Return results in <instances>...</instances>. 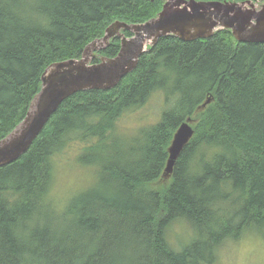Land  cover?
I'll return each instance as SVG.
<instances>
[{"label": "trees", "instance_id": "obj_1", "mask_svg": "<svg viewBox=\"0 0 264 264\" xmlns=\"http://www.w3.org/2000/svg\"><path fill=\"white\" fill-rule=\"evenodd\" d=\"M163 2L0 0V139L49 64L81 58L114 20L145 22ZM119 48L115 36L97 54ZM156 91L168 105L159 120L120 132L123 114ZM188 118L192 137L166 180L167 148ZM69 144L93 184L53 202L54 157ZM175 224L188 239L169 240ZM245 232L264 236V43L229 29L158 38L114 87L66 98L29 149L0 167V264H212Z\"/></svg>", "mask_w": 264, "mask_h": 264}, {"label": "water", "instance_id": "obj_2", "mask_svg": "<svg viewBox=\"0 0 264 264\" xmlns=\"http://www.w3.org/2000/svg\"><path fill=\"white\" fill-rule=\"evenodd\" d=\"M252 1L231 4L226 8V12L220 15L222 7L209 2L167 0L163 4L162 12L143 24L130 26L122 22L109 24L101 38L103 42L89 43L80 59L54 62L46 67L41 75V89L30 101L23 121L0 141V167L19 159L29 149L41 127L48 122L66 98L83 89L108 90L114 87L125 73L130 72L135 60L147 50L145 45L152 46L161 35L174 33L182 40L204 39L213 34L214 26L221 24L240 40L264 41V4L256 10ZM244 4L249 5L250 9L243 11ZM212 8L214 9L211 10ZM228 11L235 13L236 16H228ZM241 12L243 16L238 15ZM120 28L131 30L133 35L126 38L119 32ZM114 36L121 39L118 56L101 57L99 63L89 64L90 59L87 62L86 56H93L92 51L107 45L109 39ZM192 134L193 130L188 122L180 124L169 147L165 169L167 173L171 172L176 157Z\"/></svg>", "mask_w": 264, "mask_h": 264}, {"label": "rangeland", "instance_id": "obj_3", "mask_svg": "<svg viewBox=\"0 0 264 264\" xmlns=\"http://www.w3.org/2000/svg\"><path fill=\"white\" fill-rule=\"evenodd\" d=\"M262 3H264V0H256L254 7L259 9ZM242 9L245 10V8ZM98 45L101 46L100 44ZM86 57L90 59V55ZM167 106L163 94L160 91H156L143 105L136 109L126 111L118 121V126H116V128L120 130V132H130V136L136 135L140 128L157 122L161 113ZM76 155L77 150L72 144H69L60 154L54 157V177L50 195L53 202H55V200L66 201L78 190H86L93 184L90 175H92V177H94V175L89 173L86 168L80 167L76 163ZM165 179L169 180L170 176ZM189 234H191V232L186 225L175 224L172 226V230L169 233V240L172 243H176L177 241L188 239ZM260 237L264 238V236ZM240 239L237 241L227 240L219 248L224 250L231 264H240L241 261H244L245 264H258V262L254 260V257L259 254L258 249H237L233 247ZM212 264H217V255L215 262Z\"/></svg>", "mask_w": 264, "mask_h": 264}, {"label": "bare ground", "instance_id": "obj_4", "mask_svg": "<svg viewBox=\"0 0 264 264\" xmlns=\"http://www.w3.org/2000/svg\"><path fill=\"white\" fill-rule=\"evenodd\" d=\"M167 0H164V2H163V4L166 2ZM187 1V0H186ZM194 1H196V0H194ZM245 0H241V2L240 3H238V2H230V3H228V1H219V2H217V1H210L209 3H212V4H214V5H219L220 7H222L221 8V11H219V13H220V15H222V14H224L225 12H226V8L227 7H229V5H231V4H241L242 2H244ZM255 1L256 0H253L252 2H253V6H254V4H255ZM163 4H162V6H161V9L159 10V12L157 13V15H159V13H161L162 12V10H163ZM264 3H262V5H263ZM261 5V6H262ZM261 6H260V8H261ZM246 7H248V8H246ZM242 8H245V10L246 9H250V6L249 5H247V4H244V6L242 7ZM259 8V9H260ZM214 8H212L211 10H213ZM254 9H256L255 7H254ZM259 9H256V10H259ZM243 10V9H242ZM245 10H243V11H245ZM188 11H190L189 9H188ZM157 15L155 16V17H157ZM219 15V16H220ZM227 15L228 16H230V17H233V16H236V14L235 13H233V12H231V11H228L227 12ZM239 16H243V12H241V13H239L238 14ZM155 17H152V18H150V19H153V18H155ZM149 19V20H150ZM148 21V20H147ZM114 22H122V23H124L125 25H127V26H130L131 24H143V23H145V22H142V23H131V24H129V23H126V22H124V21H120V20H114L112 23H110V24H113ZM200 24L202 25V22H200ZM220 28H223V29H225V27L223 26V25H221V24H218V25H216V26H214L213 28H212V30L215 32L217 29H220ZM106 29V28H105ZM122 30H127V31H131V30H128V29H126V28H120L119 29V32H122ZM230 30V29H229ZM231 31V30H230ZM213 32V33H214ZM132 33V32H131ZM232 33V32H231ZM104 34H105V30H104ZM122 34L124 35V33L122 32ZM133 35V33L130 35V36H125L126 38H129V37H131ZM167 35H174L175 36V34L174 33H167V34H164V35H161V36H159L158 38H160V37H162V36H167ZM233 35V34H232ZM104 36V35H103ZM102 36V37H103ZM101 37V38H102ZM115 37V36H114ZM236 40H238V41H241V42H251V43H264V41H261V42H255V41H244V40H240V39H238V38H236L235 36H233ZM101 38H98V39H95V40H93V41H95V42H98V43H102L103 42V40L101 39ZM113 38V37H112ZM158 38L156 39V41L158 40ZM111 39V38H110ZM110 39H109V41H110ZM119 39H120V37H119ZM121 40V39H120ZM182 40V39H181ZM192 40H194V39H192ZM156 41L152 44V45H154L155 43H156ZM92 42V41H91ZM91 42H89V43H91ZM89 43L88 44H86L85 46H84V48H83V50L89 45ZM151 43H152V40H151ZM108 44H109V42H108ZM107 44V45H108ZM107 45H105V46H107ZM104 46V47H105ZM104 47H102L101 49H103ZM148 47H151V46H149V44H146L145 45V50L147 49L148 50ZM101 49H98V50H95V51H92V54H93V56H91L90 57V62H89V59L86 57V59L88 60L87 62H89V64H97V63H99L100 62V58L101 57H105V56H98V54H97V52L99 51V50H101ZM120 49V48H119ZM146 50V51H147ZM145 51V52H146ZM83 52V51H82ZM118 52H119V50H118ZM117 52V53H118ZM144 52V53H145ZM143 53V54H144ZM98 56V62H91V60H92V58H95V57H97ZM118 55L116 54L115 56H114V58H116ZM81 57H82V55H81ZM105 58H113V57H105ZM80 59V58H79ZM138 59H139V57L137 58V60H135L136 62H135V65L130 69V71H132L135 67H136V65H137V63H138ZM66 60H68V59H66ZM62 61H64V60H62ZM134 61V60H133ZM58 62H60V61H58ZM54 63V62H53ZM52 64V63H51ZM50 65V64H49ZM48 65V66H49ZM46 69V68H45ZM44 69V70H45ZM44 72V71H43ZM42 72V73H43ZM129 72H127V73H125L123 76H122V78L126 75V74H128ZM42 75V74H41ZM40 81H41V76H40ZM40 89H41V84H40ZM89 89H94V88H89ZM89 89H83V90H89ZM40 91V90H39ZM38 91V92H39ZM80 91H82V90H80ZM37 92V93H38ZM36 93V94H37ZM34 97V96H33ZM32 97V98H33ZM32 98H31V100H32ZM30 100V101H31ZM209 102V98L203 103V106H205L207 103ZM30 103V102H29ZM28 106H29V104H28ZM28 108V107H27ZM27 112V111H26ZM25 115H26V113H25ZM25 117V116H24ZM24 117L22 118V120L19 122V123H17L16 125H15V127L7 134V135H5L4 137H2L1 139H0V141H2L3 139H5L13 130H15L18 126H19V124L23 121V119H24ZM190 119L188 118V119H186L185 121H182L180 124H182L183 122H188V124L190 125V127L192 128V126H191V123H190ZM45 124H46V122H45ZM45 124L41 127V129H40V131L38 132V134L41 132V130L43 129V127L45 126ZM180 124L177 126V129L179 128V126H180ZM177 129H176V131H177ZM192 130H193V128H192ZM175 131V132H176ZM175 132H174V134H175ZM38 134L34 137V139L38 136ZM174 134H173V137H172V140H171V142H170V144H169V146H168V148H167V151H168V157H167V160H168V158H169V147L171 146V144H172V142H173V140H174ZM192 137V136H191ZM190 137V138H191ZM189 138V139H190ZM33 139V140H34ZM33 140H32V142H33ZM189 141V140H188ZM187 141V142H188ZM186 144V143H185ZM184 144V145H185ZM184 147V146H183ZM183 147H182V149H183ZM181 149V150H182ZM181 152V151H180ZM180 152H179V154H180ZM179 154H178V156H179ZM177 156V157H178ZM177 157H176V159H177ZM176 159H175V161H176ZM167 160H166V164H165V168H164V171H163V175H165V176H170V174H171V172H172V170H173V166H174V164H175V161H174V164H173V166H172V169H171V172L170 173H167L166 171H165V169H166V165H167Z\"/></svg>", "mask_w": 264, "mask_h": 264}, {"label": "clouds", "instance_id": "obj_5", "mask_svg": "<svg viewBox=\"0 0 264 264\" xmlns=\"http://www.w3.org/2000/svg\"><path fill=\"white\" fill-rule=\"evenodd\" d=\"M233 247L237 249H258L259 254L254 257V260L257 261L258 264H264V238H261L255 233L245 232L242 235L240 241L237 244H234ZM216 255L217 264H231V261L225 255V252L222 248H218L216 250ZM240 264H245V262L241 261Z\"/></svg>", "mask_w": 264, "mask_h": 264}]
</instances>
